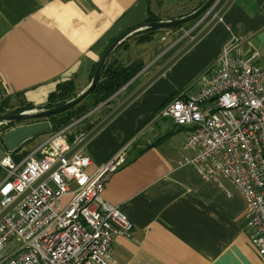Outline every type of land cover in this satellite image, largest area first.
Returning a JSON list of instances; mask_svg holds the SVG:
<instances>
[{"label":"crops","instance_id":"obj_1","mask_svg":"<svg viewBox=\"0 0 264 264\" xmlns=\"http://www.w3.org/2000/svg\"><path fill=\"white\" fill-rule=\"evenodd\" d=\"M203 2L0 0V93L8 94V105L29 104L40 111L58 84L89 76L112 41L142 28L146 15L165 23L189 15ZM209 22L168 30L167 43L176 40L168 49L170 58ZM232 37L236 53H256L264 67V0H233L193 47L81 148L93 174L127 146L126 163L100 193L133 227L130 237L112 243L111 264H262L247 239L242 197L227 180L220 179V185L203 180L194 167L181 165L189 155L184 151L189 130L156 118L163 102L177 92L201 86L199 77L210 72ZM163 45L144 52L141 61L159 59Z\"/></svg>","mask_w":264,"mask_h":264},{"label":"built area","instance_id":"obj_2","mask_svg":"<svg viewBox=\"0 0 264 264\" xmlns=\"http://www.w3.org/2000/svg\"><path fill=\"white\" fill-rule=\"evenodd\" d=\"M221 1H214L197 27L217 14ZM237 48L232 37L210 72L199 77L201 86L177 92L156 118L189 130V155L181 165L194 167L203 180H227L242 197L247 239L264 264V67L256 53L240 55ZM7 95L0 93V101ZM62 132L19 163L8 153L0 159V211L59 164L0 219V264H111L114 240L131 235L126 216L100 195L126 163L127 146L88 174L91 161L80 151L63 158L82 137L71 143Z\"/></svg>","mask_w":264,"mask_h":264},{"label":"water","instance_id":"obj_3","mask_svg":"<svg viewBox=\"0 0 264 264\" xmlns=\"http://www.w3.org/2000/svg\"><path fill=\"white\" fill-rule=\"evenodd\" d=\"M232 1L233 0H226L225 3L222 5L221 9L216 12L217 14L212 18V20H210L208 24L205 25V27L198 34L191 37V40L183 48H181V50L177 51V53L172 58H170L163 66H161L154 74H152V76L147 78V80L143 84H141L135 91H133V93L130 94L121 104H119L114 110H112L94 128L88 131V133L84 135L82 139L77 144H75V146H73L70 149V151L67 154H65L63 158L67 160L74 153L80 151L81 148L84 146V144L87 143L97 133V131L101 130L109 121L113 119V117L119 114L128 104H130L137 96H139L143 90L148 88L154 81H156L158 77H161L165 73V71L170 66H172V64H174L181 56H183L186 53V51H188L191 47H193L200 40V38H202L221 19L224 11H226V9L229 7ZM213 2L214 0H206V2H204L200 8H198L194 12H191L189 15L185 17L167 21L165 23L164 22L150 23L144 26L143 28L144 29L153 28L156 30H162V29H169V28H172L178 25H184L186 23H189L195 20L200 15L202 14L204 15L205 12L211 7ZM131 33L132 31L123 34L122 36L117 38L115 42L113 41V43H111L108 46V48L105 50V52L103 53V55L99 58L97 62V66L95 67L96 69L91 79V82L89 83L87 88L84 89L81 93H79V95H77L74 99L62 105L55 106L49 109H45L39 112L25 113L22 115H10V116L5 117L0 123L17 122V121L26 120V119H29V120L31 119L35 121L38 120V122L27 125V126L13 128L5 132V134L0 136V143L2 145V148H4V150L7 153H12L16 151L17 149H19L20 146H22L27 141L31 139H35L37 137H40L50 132L51 126L49 122L42 121V120L47 119L50 116H55L59 113H62L72 108V106H75L80 101H82L88 95V93L92 92L93 88L98 82L97 80H99L100 78V73L102 70L101 67H103L109 54H111V52L121 43V41L127 38ZM58 165L59 164L55 165L51 170H49L47 174H45L37 182L33 183L31 189H34L38 184L45 181V179L49 176V174L53 170L57 169ZM30 190H27L24 194L18 197V199L13 204L8 206L6 209L1 210L0 219L3 216H5L8 212H10V210H12L23 199V197H25L30 192Z\"/></svg>","mask_w":264,"mask_h":264},{"label":"rangeland","instance_id":"obj_4","mask_svg":"<svg viewBox=\"0 0 264 264\" xmlns=\"http://www.w3.org/2000/svg\"><path fill=\"white\" fill-rule=\"evenodd\" d=\"M214 1H216V0H214ZM206 12H205V14H206ZM204 15L202 14L198 18H196L195 20L184 24V26H183L184 30L183 29L182 30L186 31L187 29L190 28L191 25H193V24L197 25L200 22L202 16H204ZM144 30L145 29L143 27L140 29H137L134 32H132L126 39L121 41L120 45L122 44L121 45L122 47H125V45H128V50L126 52H122L123 49L120 48L122 50L118 51V53L115 54V57L122 59L123 62L134 61L138 58H141L144 52H147L149 49L153 48L156 45L160 46L164 43V45L159 50V52H157L160 54V52L163 51L161 56L159 57V59L154 60V62H152L153 60H151V61H145L144 60L143 65H142L143 68L140 71V73H138L134 78H132V80L125 87H123L120 91H118L116 93L117 95L115 94L116 96L115 95L113 96L114 98L113 97L110 98L108 101L105 102V104L103 103L101 105H98L94 110L92 109V111L89 112L87 115H85L83 118H80L79 120L73 121L69 125L61 128L59 131H57V132L64 131L62 133H64V136L67 138V140L69 142L72 143L74 138L83 137L84 135H86L88 133V131H90L92 128H94L101 120H103V118H105L112 110H114L130 94H132L133 91H135L141 84H143L147 80V78L152 76V74H154L161 66H163L170 59L171 53H169L168 49L171 47H174L175 46L174 43H176L175 39H174V42L172 44H170L171 41L169 43H167V38L170 36V34H169L170 32H167L168 30H166L164 32V30H163V32L155 35V37L151 43L143 44V45L142 44L137 45L135 40H137V38L139 37L140 32H142ZM191 37H193V36H191ZM191 37L187 38L188 41H190ZM94 72H95V70H94ZM94 72H92V70H91L90 75L86 76V77H84V76L71 77V78L67 79L66 81H62L60 84H62V86H63V84H65L66 82L67 83L72 82L74 84L75 93L77 96V95H79V93H81L84 89L87 88V86L91 82V79L93 77ZM5 98L3 97V99L0 101V106H2L3 103H5L3 105V107H5L4 111H2V113H0V122L5 117L10 116V115H22L25 113L39 112V110L34 109L33 106L31 108V110L26 111V110L22 109L24 107V105H22V104H20L16 107H14V105H12V106L8 105V104H6L7 99H5ZM62 104H64V103H62ZM62 104H60V105H62ZM25 105H29V104H25ZM46 107H47V105H45V107H43L44 109H42V110L47 109ZM42 110H40V111H42ZM90 118H92L93 120H90L91 122L87 125V128L84 129V131L78 132L76 128L79 125H81L82 123H85L86 121H88ZM44 120H46V119H44ZM44 120H42V121H44ZM39 121H41V120H39ZM36 122H38V120L35 121V120H31V119L30 120L29 119L21 120V121H17V122H6L7 123L6 125L4 124V125L0 126V136L5 134L4 132H7L13 128H17V127H21V126H27V125H30V124H33ZM7 129H9V130H7ZM57 132H54V133L48 132L45 135L37 137L34 140L28 142L27 144L22 145L21 150H20V154H23V156H27V155L31 154L36 148H39V146L46 143L53 135H55V133L57 134ZM4 152H5L4 155L6 156L7 152L4 150V148H2V145L0 143V159L2 158V154ZM1 178H0V180H1ZM66 201H67V199L61 200L62 206H64Z\"/></svg>","mask_w":264,"mask_h":264},{"label":"trees","instance_id":"obj_5","mask_svg":"<svg viewBox=\"0 0 264 264\" xmlns=\"http://www.w3.org/2000/svg\"><path fill=\"white\" fill-rule=\"evenodd\" d=\"M206 0H204L205 2ZM203 2V3H204ZM203 3L199 4L196 9H198ZM146 19L144 20L141 27H144L150 23L158 22V18L148 14L146 15ZM184 25H178L172 28H169L167 30L169 31H178L183 27ZM160 30L156 29H145L144 31L140 32L139 37L137 38L136 44L137 45H143V44H149L153 41L155 35ZM115 42V41H114ZM113 43V41H112ZM122 45V44H121ZM120 44L109 54L108 58L106 59L101 73L100 78L97 80V84L93 88L92 92L88 93V95L80 101L75 106H72V108L59 113L55 116H50L46 120L49 122L51 126V130L49 133H54L59 131L61 128L69 125L71 122L79 120L80 118H83L85 115H87L89 112L94 110L98 105L105 104L106 101H108L110 98H112L118 91H120L123 87H125L131 80L134 78L143 68V62L140 58L134 60V61H125L123 62L122 59L116 58L115 54L118 53V51L126 52L128 50V45H125V47H122ZM122 48V49H120ZM120 55V54H119ZM97 63L93 65L92 72H94L95 67ZM76 97L74 84L72 82H66L65 84H59L57 85L54 93H51L48 95L47 100V109L59 106L62 103H65L67 101H70ZM174 97V96H173ZM173 97L169 98L166 102H163L166 104L169 100H171ZM3 103V102H2ZM5 103H3L4 105ZM163 104V105H164ZM0 106V113L4 111V108ZM162 105V106H163ZM161 106V107H162ZM160 107V108H161ZM32 106L30 105H24L22 108L23 110H31ZM159 108V109H160ZM158 109V110H159ZM157 110V111H158ZM157 113V112H156ZM9 130V129H7ZM6 130V131H7ZM5 133V132H4ZM34 139H31L24 143L23 145L27 144L28 142L32 141ZM21 146L19 149L12 153H8L12 160L15 163H19L22 159H24L26 156H23V154H20ZM28 156V155H27ZM3 172L0 171V178L3 176Z\"/></svg>","mask_w":264,"mask_h":264}]
</instances>
